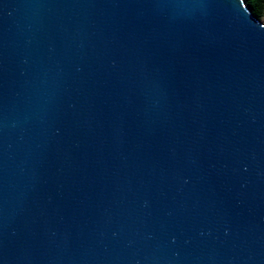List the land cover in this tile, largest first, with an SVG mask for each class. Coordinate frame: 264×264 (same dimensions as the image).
I'll return each instance as SVG.
<instances>
[{
    "label": "water",
    "instance_id": "water-1",
    "mask_svg": "<svg viewBox=\"0 0 264 264\" xmlns=\"http://www.w3.org/2000/svg\"><path fill=\"white\" fill-rule=\"evenodd\" d=\"M0 264H264L246 0H0Z\"/></svg>",
    "mask_w": 264,
    "mask_h": 264
},
{
    "label": "trees",
    "instance_id": "trees-1",
    "mask_svg": "<svg viewBox=\"0 0 264 264\" xmlns=\"http://www.w3.org/2000/svg\"><path fill=\"white\" fill-rule=\"evenodd\" d=\"M254 15L260 19L264 16V0H246Z\"/></svg>",
    "mask_w": 264,
    "mask_h": 264
},
{
    "label": "rangeland",
    "instance_id": "rangeland-1",
    "mask_svg": "<svg viewBox=\"0 0 264 264\" xmlns=\"http://www.w3.org/2000/svg\"><path fill=\"white\" fill-rule=\"evenodd\" d=\"M263 20H264V16H263V18H262Z\"/></svg>",
    "mask_w": 264,
    "mask_h": 264
}]
</instances>
